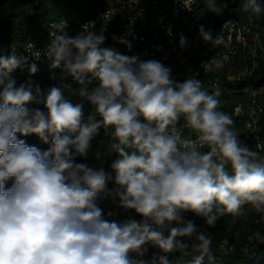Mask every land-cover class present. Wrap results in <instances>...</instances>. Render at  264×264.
<instances>
[{"label":"clouds","instance_id":"1","mask_svg":"<svg viewBox=\"0 0 264 264\" xmlns=\"http://www.w3.org/2000/svg\"><path fill=\"white\" fill-rule=\"evenodd\" d=\"M207 7L219 12L216 0ZM243 8L262 11L257 0H244ZM66 28L62 18L51 24L44 55L50 70L80 86L95 113L87 120L83 103L66 98L64 87L17 86L13 73L27 67L35 74L29 61L39 50L0 55V264H171L174 252L195 253L191 264L212 259L211 234L185 213L208 227L241 215L245 204L264 214V163L219 110V90L209 94L199 79H174L160 59L105 47L95 22L75 36ZM199 35L214 48L223 44L203 25ZM119 42L131 51L130 41ZM179 44L186 45L185 36ZM225 60L214 56L211 64L222 68ZM181 119L194 138L178 129ZM101 129L113 141L110 172L78 162L88 159ZM32 135L48 147L21 138ZM108 199L139 219L106 218L100 202ZM150 247L158 251L148 257Z\"/></svg>","mask_w":264,"mask_h":264},{"label":"trees","instance_id":"2","mask_svg":"<svg viewBox=\"0 0 264 264\" xmlns=\"http://www.w3.org/2000/svg\"><path fill=\"white\" fill-rule=\"evenodd\" d=\"M109 0H0V55H10L13 51L20 50L24 44L29 41L37 43H48L50 41V29L47 21L89 18L108 6ZM261 13L257 16L250 10L244 11V0H216V6L219 12L208 10L207 0H197V10L202 17H214L218 22L223 21L229 14L237 17L252 15L256 21L259 30L264 37V0H257ZM125 12L120 16L118 27L112 32L122 33ZM244 53L241 51L235 56L234 60L228 64L223 71L212 73L208 71H196L191 67H178L172 70L174 79L183 80L186 78L199 79L202 82V88L214 93L217 89L220 95L217 99L220 101L219 110L227 112L236 105L248 104L250 102L249 94L251 91H258L259 98L264 103V60L256 59V67L250 73L242 78H229L243 67ZM31 63V62H30ZM38 71L30 74L27 67L17 69L13 76L17 81V86L21 83L31 82L34 86L39 85L44 91L51 86L64 87L65 97L72 103H83L85 120L89 114L95 116L92 105L86 100H82L78 95L77 89L80 87L67 77L65 73L50 70L46 62L36 63ZM55 72V79L51 75ZM71 85V87H69ZM36 105H32L35 107ZM40 107H43L40 105ZM234 121V129L238 132L240 141L252 150L258 153V159L264 163V121L261 126L260 142L263 144V150L257 146L253 134L246 130L245 119L231 116ZM99 119V117H97ZM26 139L30 145H35L41 149H46L48 145L43 144L35 135L21 137ZM111 134H105L100 130V134L92 141V149L89 152L86 161L78 158V162H86L90 166L104 167L106 171H111L109 165L116 158L111 150ZM206 150V149H205ZM96 153L100 154V159H95ZM12 181L7 182L10 187ZM112 186L111 184L109 185ZM100 206L104 209L106 218L123 220L134 217L135 213L126 211L117 206L111 200H103ZM111 211L112 216L107 213ZM264 214L256 213L250 205L243 206L242 214L232 216L227 214L216 222L215 227H208L204 222L196 223L198 227L212 236L213 258L205 257L202 264H264V240H258L255 233L259 232L264 237ZM224 241L228 243L224 245ZM158 249L150 247L147 256L150 257ZM194 255L184 256L179 252L169 254L168 258L171 264H191Z\"/></svg>","mask_w":264,"mask_h":264},{"label":"built area","instance_id":"3","mask_svg":"<svg viewBox=\"0 0 264 264\" xmlns=\"http://www.w3.org/2000/svg\"><path fill=\"white\" fill-rule=\"evenodd\" d=\"M196 4L197 0H109L107 7L77 24L76 31L72 32L74 25L70 20L64 19L67 21L65 32L69 36H75L81 32L84 25L95 22V31L106 36L105 47L114 48L127 55L140 54L142 59H160L172 70L178 67H191L196 71L219 73L241 51L244 53L243 67L229 78L240 79L250 74L256 67V59L264 60V37L256 19L252 15L241 18L229 14L223 21L218 22L214 17H202ZM122 12H125L123 30L118 34L112 30L118 27ZM56 21L58 20L47 21L50 40L53 32L51 24ZM201 25L206 31L210 30L214 37L222 38L223 44L214 48L210 43L204 42L199 35ZM181 35L186 37V45L183 48L179 44ZM120 38L132 43L131 51L119 42ZM48 43L29 41L15 53L31 57L32 51L39 50L40 58L31 57L29 62H46L49 65L50 61L44 55ZM29 44L34 46L33 49H28ZM214 56L221 59L227 57L222 68H216L211 64V58ZM205 62L207 66H202ZM56 71L61 72L59 69ZM258 95V91H251L248 104L240 103L226 113L244 118L246 130L253 134L258 148L263 150L260 132L264 121V103ZM177 127L185 137L194 138L195 134L184 126L182 119ZM135 218L139 219L136 215ZM185 218L195 220V223L204 222L190 212L185 213ZM227 243L224 241V245Z\"/></svg>","mask_w":264,"mask_h":264},{"label":"rangeland","instance_id":"4","mask_svg":"<svg viewBox=\"0 0 264 264\" xmlns=\"http://www.w3.org/2000/svg\"><path fill=\"white\" fill-rule=\"evenodd\" d=\"M71 23L74 25L72 32L77 30V24H80L84 19L83 18H72L69 19Z\"/></svg>","mask_w":264,"mask_h":264}]
</instances>
